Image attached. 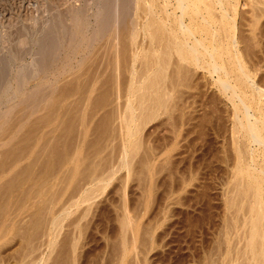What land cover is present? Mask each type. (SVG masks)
<instances>
[{"label": "rangeland", "instance_id": "rangeland-1", "mask_svg": "<svg viewBox=\"0 0 264 264\" xmlns=\"http://www.w3.org/2000/svg\"><path fill=\"white\" fill-rule=\"evenodd\" d=\"M149 1L0 0V63L9 69L0 88V264H208L206 252H215L210 256L220 257L212 260L218 264L228 250L224 236L238 242L231 241L236 252L247 244L243 238L264 197L248 183L256 171L247 169L248 145L216 77L173 55L168 109L157 107L151 121L137 120L133 138L127 134L128 100L136 108L135 96L144 92L131 96L133 87L154 71V59L166 57H152L141 30L155 16V23L166 18L164 1H154L155 16ZM258 1L239 0L240 37L252 38L246 23L258 9L264 30V0ZM49 31L56 46L48 57L38 55ZM155 35L164 49L166 36ZM263 35L246 40L261 64ZM240 165L247 171L239 173ZM126 219L133 227L126 229Z\"/></svg>", "mask_w": 264, "mask_h": 264}, {"label": "bare ground", "instance_id": "bare-ground-1", "mask_svg": "<svg viewBox=\"0 0 264 264\" xmlns=\"http://www.w3.org/2000/svg\"><path fill=\"white\" fill-rule=\"evenodd\" d=\"M149 1V0H147ZM154 1L155 0H150L148 2V11H152V13L155 16L157 7L154 8ZM158 2V0H156ZM164 1V5L160 6L161 8H163V12H166V18L168 20H170L171 16H172V20L168 21L166 20V18H158L157 19V23L156 22V18L158 16H155L154 19L151 20H147L148 22H146L145 24H143V29H141L143 32L142 38L148 37L149 39V43L150 45L148 46V49L150 47L149 50H152V53H155L154 56L155 57L158 56V58H160L161 53H165L166 57H164L163 59L160 58L161 60L157 61L156 59H154V63H155V69L154 71L151 73L149 72L146 76V78H143L144 80H138V81H143L141 82L140 89L138 88V86L134 89H132V87L130 86L129 88L132 89L131 92V96L135 93H138L139 91L142 92V90L144 91L143 93H141L142 95L135 96L136 100L134 102L138 103L136 106V108L133 107V100L132 102L130 101L131 99H127L128 100V106L127 109V113L129 112L127 117L129 119V121H127V130H128V136L130 138H133L138 131H140V127L139 125L135 126V123H138V119H140L141 122H143L142 124H145L146 121H151L153 119V116L155 115L154 110L158 109H168L166 108V101L168 104V98L170 97V93L173 91L172 88H169L170 86H168L169 84V80L168 82L166 81L168 78V76H170V74L167 75V69L170 66V60L172 59V57L178 56V60L180 62H182L180 64V62L177 61L178 64L183 66V63H186L188 65L193 66V68L195 69H199V70H204L205 73L207 75H209L210 77H216V81H215V85L217 86L218 90L220 91V93H222L223 96H225L228 100L229 103H231V106H233V110H234V115L236 118V123H237V129L239 130V134L242 133L243 136L242 138H244L246 140L245 143H247L248 147L246 149L249 150L248 152V160L249 163L247 166L248 171L250 172L249 168H253L255 174L252 175L253 177H251L250 175H248L249 173H246L247 175V179H249L248 183L251 182L252 185L255 186V191H256V195L260 196L259 199H261V197H264V175L261 177L259 174H264V78L263 75H259V72H261L263 70L262 66L263 64H261L260 60H254L255 58L251 57V51L249 50V45H247V41L253 39V40H257L258 36L260 37V35L262 36L263 31L258 27V18L260 17L258 15V13L255 14V12L263 10V9H258L257 11H255V7H254V14H252V16L255 17L250 19V20H246L248 23H246L245 25L248 26L249 33H251V39L249 38V36L245 35L243 37H240L237 33V20L236 18L238 17L239 13H238V6H239V0H163ZM162 1V2H163ZM258 1V0H257ZM262 1V0H261ZM146 2V1H144ZM244 3V2H243ZM258 3H261L260 1H258ZM108 4V3H107ZM147 4V2H146ZM157 4V3H156ZM155 4V5H156ZM241 4V3H240ZM247 4V3H245ZM243 4V6L245 5ZM251 5V4H250ZM249 5V6H250ZM254 5V4H253ZM258 6H260V4H258ZM264 6V3H263ZM171 7L172 10H168V8ZM251 7V6H250ZM262 7V6H261ZM256 8H257V4H256ZM263 8V7H262ZM160 9V8H159ZM158 9V10H159ZM241 9V8H240ZM108 11V10H107ZM145 11V10H144ZM161 11V10H160ZM253 11V9H252ZM137 12V11H136ZM162 12V13H163ZM215 12H218V14L216 15ZM261 12V11H260ZM264 11H262L263 13ZM140 13V12H139ZM144 13V12H143ZM157 13H159L157 11ZM264 14V13H263ZM151 15V14H150ZM261 15V14H260ZM139 16V15H137ZM160 16H162V14H160ZM251 16V15H250ZM251 16V17H252ZM142 17V16H141ZM150 19V18H149ZM161 20L160 23L158 20ZM163 25V28H157L160 27V24ZM168 22V23H167ZM155 24V25H154ZM156 24H159V26L157 25L156 29L155 26ZM166 24V25H165ZM263 24V23H262ZM244 25V26H245ZM154 26V29H153ZM166 26L168 28L165 29ZM173 26V27H172ZM162 27V26H161ZM153 29V30H152ZM259 31V33L257 32ZM51 31H49L48 34H46L45 36V40H43V44L41 45L42 48V53L38 54V55H46L48 57V53H52L51 50L54 49V47L56 45H54V38L56 36H54L53 34H55V32L52 34L50 33ZM137 32V31H136ZM162 34L163 37L166 36V39L163 38V41L166 40L167 43H165L164 45L166 46L163 50L161 49V46L159 47V44L162 43L160 40V37H155V34ZM239 32V31H238ZM68 34V33H67ZM129 34V32H128ZM134 34V33H132ZM139 34V33H138ZM165 34V35H164ZM161 35V36H162ZM241 35V34H240ZM250 35V34H249ZM135 36V35H134ZM158 36V35H157ZM160 36V35H159ZM264 36V35H263ZM133 38V37H130ZM141 38V39H142ZM244 38V39H243ZM57 39V38H55ZM134 39V38H133ZM132 39V40H133ZM244 41H243V40ZM145 41V38H144ZM160 41V42H159ZM165 41V42H166ZM252 41V40H251ZM261 41V40H260ZM57 42V40L55 41ZM136 42V40H135ZM244 42V43H243ZM42 43V41H41ZM148 43V44H149ZM164 43V42H163ZM56 44V43H55ZM130 44V43H129ZM145 44V43H144ZM157 46L158 44V48L155 47L154 51H153V45ZM167 44V45H166ZM169 44V47H168ZM241 44L243 47H240ZM246 44V45H245ZM163 46V44H161ZM142 46V45H141ZM40 47V49H41ZM255 47V46H254ZM138 48V47H137ZM157 48V49H156ZM252 48V46H251ZM258 48V47H257ZM141 49V48H140ZM156 49V50H155ZM39 50V49H38ZM147 50V49H146ZM145 50V52H146ZM167 50V51H166ZM50 51V52H49ZM138 52V51H137ZM150 52V51H149ZM147 50V53H149ZM156 52L158 53V55L156 54ZM161 52V53H160ZM255 53V51H253ZM264 52V51H263ZM38 53V52H37ZM146 53V54H147ZM151 53V55H152ZM175 53V54H174ZM142 54H144V52H142ZM145 54V56H146ZM162 54V55H163ZM259 54V53H258ZM140 55V54H138ZM174 55V56H173ZM256 55V54H255ZM263 55V54H262ZM41 56V57H43ZM50 56V55H49ZM137 56V54H136ZM165 56V55H163ZM176 56V57H177ZM257 56V55H256ZM45 57V58H47ZM162 57V56H161ZM175 57V58H176ZM254 57V56H253ZM264 57V56H262ZM44 58V57H43ZM147 58V57H146ZM42 59V58H41ZM174 59V58H173ZM261 59V58H260ZM48 60V59H47ZM137 60V59H136ZM144 60V59H143ZM149 60V59H148ZM46 61V60H44ZM42 60L41 63L44 62ZM135 61V59H134ZM150 61V60H149ZM152 61V60H151ZM150 61V62H151ZM157 61V63H156ZM175 61V59H174ZM263 61V60H262ZM47 62V61H46ZM146 62V61H145ZM264 62V61H263ZM8 62H1L0 63V88L8 82V74H9V69H8V64H6ZM153 63V64H154ZM175 63V62H174ZM164 64V65H163ZM46 64H44L45 66ZM48 65V63H47ZM187 65V67H188ZM42 66V65H41ZM147 66V65H146ZM145 66V67H146ZM149 66V65H148ZM154 66V65H152ZM173 66V64H172ZM175 66V65H174ZM173 66V68H174ZM261 66V67H260ZM43 67V66H42ZM151 67V66H150ZM149 67V68H150ZM179 67V66H178ZM185 67V65H184ZM186 67V70H187ZM190 67V66H189ZM188 67V68H189ZM152 68V67H151ZM151 68L149 70H151ZM172 68V67H171ZM172 68V69H173ZM176 68V67H175ZM182 68V67H181ZM171 69V70H172ZM183 69V68H182ZM146 70V69H145ZM148 70V69H147ZM153 70V69H152ZM177 70V69H176ZM178 71V70H177ZM190 71V70H189ZM194 71V70H193ZM198 71V70H197ZM173 72V71H171ZM183 72V71H182ZM188 72V70H187ZM144 73V72H143ZM151 73V75H150ZM176 73V74H175ZM191 73V72H190ZM264 73V71H263ZM135 74V73H134ZM133 74V76H134ZM175 75H177V72H174ZM132 75V73H131ZM162 75V76H161ZM160 76V79H157ZM187 76V75H186ZM259 76V77H258ZM162 77V78H161ZM140 78V77H139ZM142 78V77H141ZM169 79V78H168ZM181 79V78H180ZM186 80V79H185ZM132 81V80H131ZM166 82V84H165ZM135 83V82H134ZM175 83V82H174ZM133 85V84H132ZM181 86V85H180ZM174 87V86H173ZM177 87V86H176ZM143 88V89H142ZM142 89V90H141ZM129 90V89H128ZM174 90L175 87H174ZM131 91V90H130ZM149 92L148 94H151L153 97V99H150L148 97V94L146 92ZM152 92V93H151ZM133 93V94H132ZM154 94L155 97H154ZM159 94V95H158ZM129 95V94H128ZM133 95V96H134ZM134 97V98H135ZM138 97V98H137ZM173 95L169 98L170 100L172 99ZM130 98V97H129ZM167 98V99H166ZM153 103H150L152 102ZM130 101V102H129ZM179 102V101H178ZM150 106H149V105ZM171 104V103H170ZM169 105V104H168ZM119 106V105H118ZM156 107V109H155ZM157 107H161L158 108ZM169 107V106H168ZM125 110V109H124ZM137 111H139L140 113H136ZM165 111V110H164ZM126 113V114H127ZM124 114V113H123ZM123 116V115H122ZM121 117V116H120ZM155 118V116H154ZM124 119V118H123ZM137 121V122H136ZM121 122V121H120ZM126 122V121H125ZM129 122V124H128ZM148 124V123H147ZM124 126V125H123ZM132 126V127H131ZM141 126V125H140ZM144 126V125H142ZM146 126V125H145ZM235 127V126H234ZM134 128V129H133ZM174 131V130H173ZM127 132V131H126ZM178 133V132H177ZM241 134V135H242ZM128 137V138H129ZM168 137V136H167ZM130 140V139H129ZM236 140V139H235ZM139 141V140H138ZM237 141V140H236ZM234 142V141H233ZM169 143V142H168ZM131 144V143H130ZM138 144V143H137ZM131 146V145H130ZM134 146V144L132 145ZM131 146V147H132ZM136 146V145H135ZM130 147V148H131ZM129 147H125V150L123 149V151H125V156H129V152L131 151V149H133V147L130 149ZM134 149L136 150V148L134 147ZM133 149V150H134ZM130 150V151H129ZM132 150V151H133ZM245 152V151H244ZM247 154V153H246ZM153 155V154H152ZM244 156V155H243ZM238 157V156H237ZM256 157H262V163H257L254 159H258ZM125 158V157H124ZM247 158V156H246ZM245 158V159H246ZM152 159V158H151ZM244 159V160H245ZM239 160V159H238ZM246 161V160H245ZM128 163V162H127ZM124 164L126 165V163L124 162ZM124 165V166H125ZM129 165V164H128ZM126 165V170L129 169V166ZM241 168V165L239 166ZM238 168V167H237ZM8 169V168H7ZM245 169V168H244ZM238 170L240 171L239 173H241V171H247V169L245 170ZM6 170V169H5ZM130 170V169H129ZM128 170V171H129ZM49 172V171H48ZM51 172V171H50ZM237 172V171H236ZM253 172V173H254ZM251 174V173H250ZM243 176V175H242ZM244 176V177H245ZM236 177V176H235ZM242 178V177H241ZM18 179V178H16ZM20 181V180H19ZM243 181V180H242ZM239 182V181H238ZM16 184V183H15ZM184 184V183H183ZM188 184V183H187ZM234 184V183H233ZM243 184V183H242ZM251 185V186H252ZM238 186V185H237ZM253 186V188H254ZM13 187V186H12ZM11 187V188H12ZM35 188V187H34ZM33 188V190H34ZM233 188V187H232ZM238 188V187H237ZM242 188V187H241ZM240 188V189H241ZM252 188V190H253ZM10 189V188H9ZM15 190H17L16 188H14ZM184 189V188H183ZM31 191V190H30ZM244 191V190H243ZM7 192V191H6ZM245 192V191H244ZM251 192V191H250ZM13 193V192H12ZM41 193V192H40ZM32 194V193H31ZM34 194V193H33ZM255 194V193H253ZM249 195V194H248ZM85 196V195H84ZM257 196V197H258ZM30 197V196H29ZM90 197V196H89ZM239 197V196H238ZM85 198V197H84ZM28 199V198H27ZM238 199V198H237ZM241 199V198H240ZM264 199V198H263ZM233 200V199H232ZM255 200V199H254ZM257 200V199H256ZM16 201V199H15ZM227 201V200H226ZM263 201V203H262ZM26 202V201H25ZM238 202V201H237ZM1 203V202H0ZM15 203V202H14ZM22 203V202H21ZM227 203V202H226ZM233 203V202H232ZM256 203V202H255ZM254 203V204H255ZM260 205H258L259 207L254 210L256 213L253 216L252 221L250 222V230L248 232V234L243 233L244 238L241 236V239H245V245H243V243L241 245L245 246L243 248V246H240V248L242 247L243 249H239L242 251H237L236 250L238 248H236V246L232 245L233 240L232 237H230V235L228 234V236H224L225 237V241H226V247L228 248V250L226 249L225 252L227 251V253L225 254L223 252V259L221 260L220 263L218 264H225L224 262H227L226 264H264V200L261 199V202L259 200L258 202ZM257 203V204H258ZM18 204V203H17ZM37 204V203H36ZM256 204V205H257ZM15 205V204H14ZM231 205V204H230ZM47 206V205H46ZM229 206V205H228ZM255 206V205H254ZM5 207V205H4ZM11 207V206H10ZM22 207V206H21ZM39 207V206H37ZM230 207V206H229ZM257 207V206H256ZM19 208V207H18ZM251 208V207H250ZM17 209V208H16ZM15 209V210H16ZM36 209V208H33ZM254 209V208H253ZM20 210V209H19ZM23 210V209H22ZM29 210V209H28ZM41 210V209H40ZM250 210V209H249ZM248 210V211H249ZM33 211V210H32ZM31 211V212H32ZM35 212V211H34ZM241 212V211H240ZM253 212V211H252ZM18 214V213H17ZM246 214V213H245ZM51 215V214H50ZM251 215V214H250ZM13 216V215H12ZM18 216V215H17ZM62 216V215H61ZM203 216V215H202ZM34 217V216H33ZM65 218V217H64ZM229 218V217H228ZM132 219V218H131ZM7 220V219H6ZM12 220V219H11ZM54 220V219H53ZM123 220V219H122ZM3 221V220H2ZM39 221V220H38ZM138 221V220H136ZM135 221V222H136ZM238 221V220H237ZM131 222V220H130ZM130 222L129 219L125 221L124 226L126 227V229H128L129 227H133L130 226ZM229 222V221H228ZM57 223V222H56ZM122 223V221L120 222ZM221 223V222H220ZM248 223V222H247ZM3 224V223H2ZM123 224V223H122ZM133 224V223H131ZM30 225V224H29ZM34 225V224H33ZM135 225V224H134ZM137 225V224H136ZM202 226V225H201ZM16 227V226H14ZM32 227V226H31ZM54 227V225H53ZM57 227V226H56ZM123 227V228H125ZM248 227V226H247ZM8 228V227H7ZM34 229V228H33ZM202 229V228H201ZM125 230V229H124ZM134 230V229H133ZM221 230V229H220ZM230 230V229H229ZM34 231V230H33ZM207 231V230H206ZM4 232V231H3ZM132 232V231H131ZM246 232V231H245ZM5 233V232H4ZM28 233V232H27ZM47 233V232H46ZM198 233V232H197ZM232 233V232H231ZM50 235V234H49ZM122 235V234H121ZM152 235V234H151ZM205 235V234H204ZM203 235V236H204ZM226 235V234H225ZM235 235V234H234ZM238 235V233L236 234ZM235 235V236H236ZM241 235V233H240ZM4 236V235H3ZM79 236V235H78ZM129 236V235H128ZM182 236V235H181ZM201 236V235H200ZM202 236V238H203ZM232 236V235H231ZM48 237V236H47ZM220 237V236H219ZM223 237V236H222ZM240 237V236H239ZM27 238V237H26ZM136 238V237H135ZM182 238V237H181ZM206 238V237H205ZM77 239V238H76ZM126 239V238H125ZM209 239V237H208ZM213 239V238H212ZM223 238H220V240H222ZM234 239V238H233ZM241 239L239 242H241ZM53 240V239H52ZM203 240V239H202ZM211 240V238H210ZM217 240H219L217 238ZM219 240V241H220ZM224 240V239H223ZM235 240V239H234ZM238 240V238H237ZM1 241V240H0ZM127 241V240H125ZM201 241V240H200ZM206 241V240H205ZM213 241V240H211ZM216 241V240H215ZM218 241V243H219ZM224 241V242H225ZM194 242V241H193ZM208 242V241H206ZM205 242V243H206ZM214 242V241H213ZM213 242L211 244H213ZM217 242V241H216ZM223 242V241H222ZM221 242V243H222ZM231 242V243H230ZM236 242L238 245L237 241H233ZM244 242V241H242ZM125 243V242H124ZM128 243V242H127ZM203 243V242H202ZM217 243V247L220 244ZM223 244V243H222ZM225 244V243H224ZM233 246L231 248V245ZM130 245V244H129ZM202 245V244H200ZM209 245V243L207 244ZM215 245V244H213ZM199 246V245H198ZM222 246V245H221ZM224 246V245H223ZM197 247V246H196ZM203 247V246H202ZM207 247V246H205ZM211 247V246H210ZM218 247V250H219ZM247 247V248H246ZM52 248V247H51ZM75 248V247H74ZM124 248V247H123ZM126 248V247H125ZM216 248V247H215ZM234 248V249H233ZM246 248V249H245ZM196 249V248H194ZM199 249V247L197 248ZM213 249V246H212ZM209 249V250H212ZM221 249V248H220ZM224 249V247H223ZM232 249V250H231ZM130 250V249H129ZM203 250V249H202ZM206 250V249H205ZM216 250V249H215ZM213 250V251H215ZM127 251V250H126ZM189 251V250H188ZM196 251V250H195ZM198 251V250H197ZM207 251V250H206ZM222 251V250H221ZM224 251V250H223ZM130 252V251H129ZM211 252V251H210ZM220 252V251H219ZM235 252V254L233 253ZM244 252V253H242ZM195 253V252H194ZM201 253V252H200ZM199 253V254H200ZM215 252H211L210 255L212 256V254H214ZM242 253V254H241ZM48 254V253H47ZM54 254V253H53ZM56 254V253H55ZM61 254V253H60ZM219 254V253H218ZM234 254V255H232ZM236 254L239 255L241 254L242 256L239 257L238 259H236ZM187 255V254H186ZM193 254H191L192 256ZM196 255V254H194ZM208 253L206 252V254H203L202 256L205 257L204 260L206 259V262L213 264L214 262L216 263L220 257H218V260L213 259L210 255L207 256ZM232 255V256H231ZM51 256V255H50ZM188 256V255H187ZM200 256V255H199ZM216 256H217V251H216ZM220 256V255H219ZM222 256V253H221ZM235 256V259H234ZM48 257V256H46ZM183 257V256H182ZM196 257V256H195ZM215 257V256H214ZM199 259L201 257H198ZM217 258V257H216ZM231 258V259H230ZM196 259V258H195ZM203 259V258H202ZM230 259V260H229ZM212 260L214 262H212ZM77 261V260H76ZM195 260H192V262ZM45 262V261H44ZM199 262V261H198ZM198 262H196L198 264ZM201 262V261H200ZM199 262V263H200ZM203 263L205 261H202ZM219 262V261H218ZM72 263V262H71ZM195 263V262H194ZM201 263V264H203ZM214 263V264H215ZM35 264V263H34Z\"/></svg>", "mask_w": 264, "mask_h": 264}]
</instances>
